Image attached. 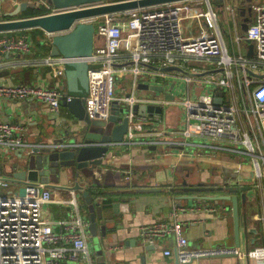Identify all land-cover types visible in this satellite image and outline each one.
Returning <instances> with one entry per match:
<instances>
[{
    "label": "built area",
    "instance_id": "1",
    "mask_svg": "<svg viewBox=\"0 0 264 264\" xmlns=\"http://www.w3.org/2000/svg\"><path fill=\"white\" fill-rule=\"evenodd\" d=\"M119 1L126 0H105L64 9L50 7L45 0L37 3L49 6V11L44 14H50ZM196 1L172 2L75 22L91 24L94 40H100V44L93 45L91 55L86 59L91 66L86 71L84 115L88 120H106L111 112L112 101L119 107H128V128L122 142L134 144L140 125L135 121L139 115H133L131 107L135 102L144 101L135 95L137 83L165 88L159 81L175 77L180 78L186 88H210V93H200L201 90L198 95H186L178 100L174 97L171 100L164 97L149 99L148 102L158 105L179 104L183 114L182 128L166 133L155 131V140L140 139L137 142L147 145L159 142L172 147L188 144L193 147L191 149L195 156L200 154L198 150L201 149L203 152L223 153L238 158L233 170L236 176L225 178L224 187L245 185L246 188L255 189L258 210L251 215L260 221L261 233L264 235V11L261 6L253 7L252 21L237 38L252 44L253 56L249 60L240 55L230 57L224 52L216 12L208 0L190 4ZM118 16L121 18L118 19ZM184 22L189 24L190 32H185ZM2 35L0 56L28 51V39L25 36L16 38ZM119 49L126 51L129 62L115 66ZM190 60L211 61L222 70L210 76L201 75L205 69L188 67ZM63 61V58L49 57L44 59L43 64L57 66L53 76H61ZM166 67H178L182 72L159 70ZM118 72L130 75L131 84L129 89H124L122 95L116 97L114 81ZM216 92L220 95H216ZM216 96L220 97V102L214 101ZM70 97L56 87L14 85L0 79V100H36L57 113L60 100H69ZM141 117L148 119L144 115ZM22 128L18 122L0 118V155L9 152L29 153L33 148L46 146L42 142L26 141ZM169 133L179 134L182 138L191 137L192 140L159 137L163 134L169 136ZM10 178L0 171V264H92L85 241L87 222L77 213L70 214L67 218L55 221L62 231H54L41 211L43 204L53 201L50 190L42 183L34 184L25 178H13L14 181H10ZM20 187L24 188L22 194L18 193ZM225 193L236 195L235 192ZM203 208L210 213L216 210L211 204ZM219 209L225 210V206L221 205ZM179 229L178 223L157 222L141 227L140 234L152 238L173 232L177 259L179 263H184L203 252L181 248L186 242L180 236ZM232 252L235 253V250ZM164 254H169V251L165 250ZM245 256L258 264H264V246L247 250Z\"/></svg>",
    "mask_w": 264,
    "mask_h": 264
},
{
    "label": "crops",
    "instance_id": "2",
    "mask_svg": "<svg viewBox=\"0 0 264 264\" xmlns=\"http://www.w3.org/2000/svg\"><path fill=\"white\" fill-rule=\"evenodd\" d=\"M201 1L203 0L190 4L195 5ZM230 1L223 0L221 3L219 0H213V5L209 1L217 14L221 47L230 57L240 55L251 60L253 51L251 55H248L247 44L237 39L244 33L240 30L242 17L238 10H234L235 7H231ZM21 2L29 1L0 0V13L11 11ZM253 2L254 7L264 4V1L253 0ZM248 5L245 0H241L236 7L240 9L246 8ZM26 10H31V8ZM24 12L18 13L15 17L24 16L22 15ZM252 14L254 11L251 12V21ZM244 17H246V13ZM5 19L0 18V20ZM186 25L184 27L187 33L191 28L189 24ZM31 30H27L30 31L27 34L0 33V36L6 34L16 38L25 36L28 39L29 47L27 52L15 51L0 56L1 81L14 85L39 84L47 88L56 87L60 92L66 94L63 75L53 76V71L57 69V66L49 67L43 64L44 59L49 58V38L51 36L40 29L38 30L42 33ZM123 36L126 34L123 33ZM93 43V45H98L100 40H95ZM127 59L126 51L119 49L114 64L115 66L126 64L129 62ZM195 68L205 69L199 66ZM221 70L214 66L210 70H203L204 72L200 74L210 76ZM130 84V75L118 72L114 81L116 97L122 95L124 89H129ZM167 90L163 88L161 93L136 90L135 95L148 102L149 99L164 97ZM201 90H203L201 86L184 87V92H181L180 95L191 97L198 95ZM216 95H220V93L216 92ZM61 102L60 100L58 112L54 113L45 104L36 100H0V118L21 124L23 138L29 142H42L47 146L61 137H68L67 134L76 136L79 140V123L73 119ZM116 104L115 101H112L110 111L112 105ZM159 106L161 107L160 112L143 113L144 117L148 119H143L141 115L137 116L135 121L140 125L139 131H136L137 141L151 138L155 140L156 137L153 134L155 131L166 133L182 128L183 119L179 116L182 108L179 104H159ZM171 107L172 109H170ZM168 135L163 134L159 137L176 140L185 138L184 141H189L188 137L182 138L179 134L171 135L169 133ZM137 141L134 144L110 147L99 166L90 171L84 169L79 172L80 174H77L69 166L61 168L55 180H52L54 175H48V182L53 185H46V187L50 190L53 201L43 204L41 211L43 218L52 224L53 230L62 231L61 227L55 225L56 220L77 213L87 222L85 241L92 257V264H94L97 254H101L104 264H176L173 254L176 237L173 232L160 237L146 238L140 234V229L157 222L178 223L180 236L186 242L181 248L193 252H203L180 264H240L241 262L258 264L254 259H248L245 253L255 246H264L260 221L254 219L252 215L248 216L244 209L241 214L243 228L240 230L237 209L238 245L235 247L230 199L220 197L226 195L225 191L219 192L214 189L210 191V187H224L225 168L234 170L239 159L221 153L203 152L201 149L198 150L200 154L195 156L194 150L191 149L193 147L188 144L172 147L165 143L158 142L155 145H147ZM12 160L15 163L11 164L20 165L19 157L15 152L0 155V171L10 172L12 165L8 163ZM75 182L82 186L81 190L67 188ZM189 186H202L206 190L184 191V187ZM248 188L241 191L243 200L245 199L244 191ZM82 190L88 192L89 203L92 206L90 209L82 195ZM185 195L191 197H185ZM213 200L229 201L228 210L226 208L220 210L221 205ZM209 204L216 207L213 213L203 208ZM257 210L256 195V206L251 214ZM242 245L245 248L244 251ZM214 248H221V250L232 248L235 253L229 256L204 253V251ZM165 250H168L169 254H164Z\"/></svg>",
    "mask_w": 264,
    "mask_h": 264
},
{
    "label": "water",
    "instance_id": "3",
    "mask_svg": "<svg viewBox=\"0 0 264 264\" xmlns=\"http://www.w3.org/2000/svg\"><path fill=\"white\" fill-rule=\"evenodd\" d=\"M105 0H45L46 4L55 9H64L70 6H78L81 4L99 2ZM187 0H126L119 2H110L93 7H87L76 10L60 11L50 14H41L31 17L16 18L20 12L26 11L27 8H37L39 5L35 2H21L11 11L6 13H0V18H6L0 20V33H11L17 31H27L31 29H40L49 38V57L50 58H63L61 69L62 75L65 81V88L69 100H62V104L67 108L73 119L79 123L78 131L80 133V139L77 140L76 136L61 137L58 140L53 141L44 147L33 148L29 153L17 152L19 157V164L14 160L10 161L11 170L8 176L12 177L9 180L14 181L16 179H27L31 183H42L44 186L53 185L48 182V175H54L52 180L56 179L58 171L61 168L69 167L77 174L84 170H92L94 167L99 166L102 158L110 147L123 145V135L128 128V111L129 108L122 105H112L111 112L106 120L90 119L88 120L84 115L83 96L87 93V76L86 71L91 66L86 62V59L91 55L94 40L93 27L89 23H76L75 22L91 17H98L109 14H117L134 9H141L153 6H159L172 2H182ZM221 3L223 0H219ZM246 2L250 0H245ZM262 11H264V4L260 5ZM253 3H249L246 8L235 7L234 10H238L239 15L242 17L240 23V30L245 32L248 24L251 22V12L253 10ZM246 13V17H244ZM247 44V54L252 53V44L248 41H244ZM160 71L170 72L179 71L178 67H166L160 68ZM139 91H151L161 93L163 91L160 85H147L143 83H137L135 87ZM164 98L171 100L173 95L169 90L165 92ZM215 102H220V97L214 98ZM161 107L158 104L147 102L145 99L142 102H135L131 107L133 115H143V113L160 112ZM53 145V146H49ZM80 174V173H79ZM184 184V183H183ZM58 186V185H57ZM65 187V186H61ZM66 188V187H65ZM68 189H82V186L75 182ZM246 186L240 187H222L215 186L210 187V191L213 189L216 191H228L229 193L244 190ZM225 189V190H223ZM206 190L204 187H184V191H199ZM82 195L85 201L88 203L89 209L90 198L88 192L82 190ZM24 188L20 187L18 193L22 194ZM185 197H191L185 195ZM220 197L230 199L231 213L233 219V238L234 246L238 245V228H237V200L236 195H221ZM207 255H213L214 253L221 256H229L234 254L232 248H214L206 250ZM173 254L175 256L176 264H180L177 259L176 247L173 248ZM94 264H104L101 254H97L94 260Z\"/></svg>",
    "mask_w": 264,
    "mask_h": 264
},
{
    "label": "rangeland",
    "instance_id": "4",
    "mask_svg": "<svg viewBox=\"0 0 264 264\" xmlns=\"http://www.w3.org/2000/svg\"><path fill=\"white\" fill-rule=\"evenodd\" d=\"M28 1L30 2V4H33L35 2L37 3L39 0H28ZM209 1L213 5V0H209ZM240 1L241 0H239V1L231 0L230 1L231 7H236L237 4H240ZM258 1L259 2H263L264 0H258ZM249 3L252 4L254 2H253V0H250V1L246 2V4H249ZM39 7L42 9V12H44V13H46V12L49 11V6L47 7L44 3H41L39 5ZM217 13H218V15L220 14L218 10H217ZM117 18L120 19L121 17L118 16ZM224 26H226V25H224ZM195 33L196 32H194V34ZM223 36L225 38V35H223ZM241 52L243 53V50ZM196 65L199 66V67L205 68L206 71L212 69L215 66L214 62H211V61H209V62H196V61H193V60H190L188 62V65L187 66L188 67H194V66L197 67ZM159 82L162 83L163 86L166 89H168L171 92L172 95H174V99L175 100H178V99H180L182 97L180 95V93L181 92H184V87L185 86H184V83L182 82V80L180 78L171 77V78H166V79L160 80ZM125 86H126V84H125ZM211 91L212 90L210 88H205L200 93H210ZM170 109H172V107ZM171 112L173 114H175L172 110H171ZM179 116H180V118L183 119V114H182L181 111H180V115ZM188 139L190 140L192 138L191 137H188ZM221 154L222 155H225L223 153H221ZM225 169L226 170L224 171V174H225V177L226 178L233 177L234 176L235 173L233 172V169H231V170L230 169L227 170V168H225ZM4 173L7 174V175L9 174V172L6 171V170H4ZM244 192H245V199L243 200L241 198V191H235V193H236V200H237V209H238V214H239V217H238V226H239V229L240 230H242V228H243V222H242V219H241V214H242L243 210L245 209L247 211V213H248V216H250L252 210L255 209V206H256V192H255V189H253V188L250 187V188L246 189ZM213 201L214 202H217V204H219V205L225 206V208L228 210L229 204H230L229 201H227V200H225V202H222V201L220 202L218 200H213ZM240 247H241V245H240ZM242 250L243 251L245 250V248H244L243 245H242ZM240 264H244V262H241Z\"/></svg>",
    "mask_w": 264,
    "mask_h": 264
},
{
    "label": "trees",
    "instance_id": "5",
    "mask_svg": "<svg viewBox=\"0 0 264 264\" xmlns=\"http://www.w3.org/2000/svg\"><path fill=\"white\" fill-rule=\"evenodd\" d=\"M41 14H44V12H42V9L40 7H37V8H31V10H26L24 12V16L22 17H18V18H23V17H31V16H36V15H41ZM32 32H39V33H42L40 30L38 29H35V30H31ZM17 33H20V34H27V33H30V31H17ZM220 192V191H219Z\"/></svg>",
    "mask_w": 264,
    "mask_h": 264
}]
</instances>
